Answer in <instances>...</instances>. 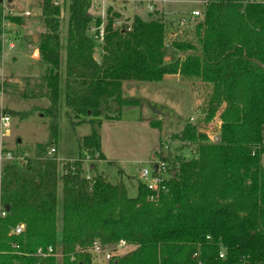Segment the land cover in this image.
Listing matches in <instances>:
<instances>
[{
    "label": "trees",
    "instance_id": "1",
    "mask_svg": "<svg viewBox=\"0 0 264 264\" xmlns=\"http://www.w3.org/2000/svg\"><path fill=\"white\" fill-rule=\"evenodd\" d=\"M40 3L46 31L35 45L47 65L45 73L35 84L8 86L3 92L48 99L49 138L37 146L34 158L2 166L0 207L6 217L0 218V264H57L55 257L36 255L50 246L61 252L63 264H91V256L78 247L120 240L126 241L128 253L109 264H198L193 258L197 251L203 264H264V71L254 62L264 64V3L212 0L197 25L199 52L169 63L161 18L135 17L132 26L120 28L108 18L97 54L88 32L93 20L97 27L103 21L90 14L92 0L71 1L65 44L59 31L61 8L54 0ZM10 21L22 24L23 18ZM2 22L0 8V28ZM2 51L0 40V57ZM173 74L212 85L207 121L226 104L219 140L210 141L186 124L176 137L197 144L198 157L172 159L159 153L171 167L166 193L150 192L138 182L132 198L123 182L113 184L98 173L88 178L83 169L87 158L97 154L105 159L97 131L102 113L111 104L138 103L123 96V83L158 82ZM62 111L74 124L89 122L93 131L79 140V159L65 162L60 173L51 150ZM19 225L25 230L11 235Z\"/></svg>",
    "mask_w": 264,
    "mask_h": 264
},
{
    "label": "rangeland",
    "instance_id": "2",
    "mask_svg": "<svg viewBox=\"0 0 264 264\" xmlns=\"http://www.w3.org/2000/svg\"><path fill=\"white\" fill-rule=\"evenodd\" d=\"M71 1L54 0L61 8L59 31L63 43L67 41ZM203 1L166 0V3L158 4L153 0H92L89 12L94 18H101L104 29L108 18L116 20V28L132 26L135 17L147 20L149 14H152L155 19L161 18L166 25L165 61L169 63L175 59L184 60L188 54L199 52L201 38L197 25L203 22V17L189 20V15L193 10L203 11ZM150 3L154 5L152 10L148 7ZM0 8L3 21L5 19L0 28L2 48L5 46L0 57V76L3 75L7 80L4 87L18 85L23 88L29 81L35 84L47 68L39 54H35L38 50L31 41V36L37 34L39 42L40 36L46 31L40 0H4ZM26 11L31 15L25 16ZM10 13L22 17V24L11 22ZM182 18L188 20L184 26L179 25ZM170 32H175L176 36L170 37ZM99 33L100 27L93 20L88 34L95 41L97 54L101 52L103 43ZM8 41H12L14 49H10ZM176 45L182 47L176 48ZM188 81H194V84L189 85ZM4 87H0V114H9L11 120L9 127L5 129L8 134L2 137L3 149L5 152L26 154L28 158H34L37 146L46 143L49 138L51 119L45 115L44 109L50 106V102L48 99L30 100L4 93ZM196 91L198 94L194 93ZM212 91V85L201 79H180L174 74L159 82H127L123 96L139 102L122 108L111 104L102 113L97 131L101 143L100 153L105 159L99 160L97 154L87 158L83 166L84 174H103L113 184L123 182L128 196L133 198L137 196V178H140L141 170L151 168L157 153H163L172 159L197 158V144L179 141L176 136L189 123L205 133L210 141H214L215 137L219 138L220 115L226 104H222L213 119L207 121V104ZM22 113H27L28 116L22 118ZM107 115L112 118H107ZM154 120L159 121V126L152 123ZM74 122L75 119L67 118L62 111L55 142L60 173L65 162L79 159V140L91 135L93 131L92 125L87 121L79 124ZM110 160L115 161L117 166H111L108 163ZM262 165L264 168V154ZM58 197L61 198V187ZM128 250L120 251L116 259L125 256ZM55 258L57 264H63L60 251L56 252ZM71 260H75V257L72 256Z\"/></svg>",
    "mask_w": 264,
    "mask_h": 264
},
{
    "label": "built area",
    "instance_id": "3",
    "mask_svg": "<svg viewBox=\"0 0 264 264\" xmlns=\"http://www.w3.org/2000/svg\"><path fill=\"white\" fill-rule=\"evenodd\" d=\"M212 0H204L203 1V11L197 9L193 10L190 15H189V20H194L198 17H203L205 8L207 5L211 2ZM243 3H256V4H261L264 3V0H241ZM153 2H158V4H163L166 3V0H153ZM149 3V2H148ZM148 7L152 10L154 5L153 4H148ZM11 16H14L13 13H10ZM25 16H30V12L26 11L24 13ZM3 18V16H2ZM5 21V19H4ZM3 21V22H4ZM188 20L186 18H182L180 20L179 25L184 26ZM2 22V25H3ZM103 26V24H102ZM100 26V33L99 37L100 40L103 41L104 35H105V29ZM9 47L11 49H14V45L11 41H8ZM6 78L1 75L0 76V87H4L5 85ZM10 115L7 113L1 112L0 114V162H11L14 164L21 165L23 164L28 158L26 154L23 155H16L12 152H5L3 150V144H2V137L7 135L8 132L5 131L9 127L10 123ZM191 121H194V118H191ZM190 121V122H191ZM52 154L56 153L55 148L51 150ZM157 166V171L155 172L154 167ZM171 175V167L170 165L163 161L159 155L155 156V160L151 163V168H143L141 170V176L139 178V182L143 183L147 189L150 192L153 193H161V192H167L168 191V186L166 182L169 180V177ZM88 178L90 176H87ZM155 198V195L152 196V199ZM6 217V212L2 211L0 213V218ZM25 230L24 225H19L17 226L16 229L11 231V235H19ZM13 233V234H12ZM127 248V243L124 240H120L118 243L114 245H105L99 241L94 242L92 245L87 247L86 249H82L80 247L77 248L78 252L81 253H86L91 256L92 263L91 264H109L114 258L117 257L118 253L120 251H123ZM39 258H49V257H55L56 252L53 247H47L45 248H39L36 254ZM220 258H225V253L222 250L219 255ZM194 259H197L198 264H203V262L200 260V252L197 251L193 255Z\"/></svg>",
    "mask_w": 264,
    "mask_h": 264
},
{
    "label": "crops",
    "instance_id": "4",
    "mask_svg": "<svg viewBox=\"0 0 264 264\" xmlns=\"http://www.w3.org/2000/svg\"><path fill=\"white\" fill-rule=\"evenodd\" d=\"M4 3V2H3ZM144 19V18H143ZM145 20V19H144ZM118 23V22H117ZM169 36L170 37H173V36H176V33L175 32H170L169 33ZM12 42V41H11ZM62 43H63V41H62ZM65 44V43H64ZM4 48H5V46L3 47V50H4ZM14 48H15V46H14ZM11 49V48H10ZM12 50V49H11ZM3 52V51H2ZM35 54H39V52L38 53H35ZM3 55V54H2ZM174 75H176V76H178L180 79H185V77L184 76H181V75H179V74H174ZM167 76H169V75H166L165 77H164V79L167 77ZM127 82H129V81H125L124 83H123V90H124V88H125V86H126V84H127ZM159 82V81H158ZM187 84H189V85H192V84H194V81H188L187 82ZM194 93H196V94H198V92L196 91V92H194ZM198 96V95H197ZM196 96V97H197ZM127 99V98H126ZM129 100H132V99H129ZM136 101H138V100H136ZM139 102V101H138ZM184 128V127H183ZM183 128L180 130V132L183 130ZM179 132V133H180ZM1 148V147H0ZM4 150V149H3ZM5 151V150H4ZM7 152H10V151H7ZM156 155H159L158 153L156 154ZM109 162H115V161H109ZM4 163H6V162H0V178H1V171H2V166H3V164ZM93 169L95 168L94 166L92 167ZM138 179V182H139V178H137ZM1 208V207H0ZM0 212H2L1 210H0Z\"/></svg>",
    "mask_w": 264,
    "mask_h": 264
},
{
    "label": "water",
    "instance_id": "5",
    "mask_svg": "<svg viewBox=\"0 0 264 264\" xmlns=\"http://www.w3.org/2000/svg\"><path fill=\"white\" fill-rule=\"evenodd\" d=\"M9 1H11V0H9ZM3 2H4V0H0V5L3 4ZM32 40H33V43H34V44L38 43V35H37V34L33 35V36H32ZM98 57H99V56H98L97 54H95V58L98 59ZM254 62L258 63L259 66H260V67L263 69V71H264V64H262V63H260V62H258V61H256V60H254ZM218 140H219L218 137H215V138H214V141H218ZM154 170H155V172L157 171V166L154 167ZM6 209L8 210V207H7ZM12 234H13V233H12Z\"/></svg>",
    "mask_w": 264,
    "mask_h": 264
}]
</instances>
